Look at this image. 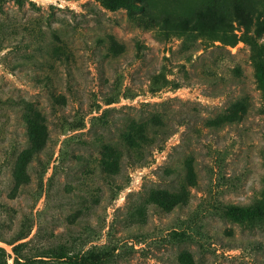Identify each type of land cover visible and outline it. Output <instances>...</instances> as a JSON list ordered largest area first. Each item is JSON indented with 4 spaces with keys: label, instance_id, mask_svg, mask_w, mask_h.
Here are the masks:
<instances>
[{
    "label": "rangeland",
    "instance_id": "1",
    "mask_svg": "<svg viewBox=\"0 0 264 264\" xmlns=\"http://www.w3.org/2000/svg\"><path fill=\"white\" fill-rule=\"evenodd\" d=\"M21 1L0 0L2 237L27 215L23 254L107 245L100 264H264V103L245 40L264 42V0ZM24 101L46 116L43 164L53 152L35 202L8 196ZM130 121L146 126L147 162L119 144L106 176L100 143Z\"/></svg>",
    "mask_w": 264,
    "mask_h": 264
},
{
    "label": "trees",
    "instance_id": "2",
    "mask_svg": "<svg viewBox=\"0 0 264 264\" xmlns=\"http://www.w3.org/2000/svg\"><path fill=\"white\" fill-rule=\"evenodd\" d=\"M21 3V0H16ZM2 5L0 3V10ZM245 40L250 44L252 51V57L254 59V76L258 82V86L261 90V96L264 103V42L259 44L255 43L249 38ZM113 101L112 97L107 99V103ZM21 119L24 125L25 145L20 148L15 157L10 169L9 183L10 188L8 196L15 198L23 192L31 193L35 195L34 202L39 198L42 192V179L45 174L49 159L52 156L51 152L47 157V160L43 164L41 158V152L45 149L49 140V129L46 122V116L36 106L29 101H24L21 107ZM152 125L149 120L144 121ZM82 124H71L69 128L77 129L81 128ZM144 124H138L130 121L125 125V129H121L119 133V143L117 141H102L100 143L99 156L97 158V169L106 175L114 176L121 169V162L124 157V152L119 147V144H123L129 152H137V161L140 164L147 162L146 157L142 158L144 147L151 143L147 129H143ZM138 127V129H137ZM264 162V154H263ZM33 160H37L41 167L38 173V181L36 187L31 188V176L29 167ZM1 224V223H0ZM33 218L25 216L22 218L19 228L9 238H4L1 235L0 225V240L6 241L12 244V250L14 252L13 264H48L52 263L49 260H56L57 264H100L101 261L110 254L107 251V245L99 247L97 250L82 249L80 247H74L72 245L66 246L63 244H57L54 246H46L45 249H41L34 254L21 253L22 248L28 240H21L26 238L32 228ZM19 240V241H18ZM5 249L0 245V264H7Z\"/></svg>",
    "mask_w": 264,
    "mask_h": 264
},
{
    "label": "bare ground",
    "instance_id": "3",
    "mask_svg": "<svg viewBox=\"0 0 264 264\" xmlns=\"http://www.w3.org/2000/svg\"><path fill=\"white\" fill-rule=\"evenodd\" d=\"M0 245H1V246H4L8 251H11V246L8 245V244H6V243H4V242H2L1 240H0ZM9 259H10V258H9ZM10 261H11V259H10Z\"/></svg>",
    "mask_w": 264,
    "mask_h": 264
}]
</instances>
